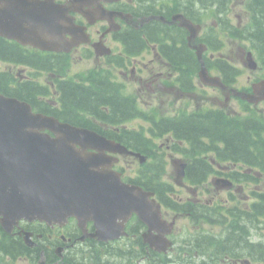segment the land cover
<instances>
[{
	"label": "water",
	"instance_id": "obj_1",
	"mask_svg": "<svg viewBox=\"0 0 264 264\" xmlns=\"http://www.w3.org/2000/svg\"><path fill=\"white\" fill-rule=\"evenodd\" d=\"M82 2L72 0L68 6L47 10L38 9L44 5L34 1L0 0V5L6 4L0 7V36L42 50L68 51L80 42L78 34L82 33L69 12L83 9ZM67 34L71 42L66 40ZM201 76L206 84L231 91L219 81ZM254 89L257 96L242 97L264 100V83ZM45 129L57 137L40 133ZM83 132L34 115L29 105L0 95V222L5 230L10 232L23 218L59 222L76 216L82 226L80 216L96 213L100 204L112 205L122 214L129 211L135 188L106 170L111 162L104 152L112 151L113 144ZM89 149L100 154L90 155Z\"/></svg>",
	"mask_w": 264,
	"mask_h": 264
},
{
	"label": "flooded vegetation",
	"instance_id": "obj_2",
	"mask_svg": "<svg viewBox=\"0 0 264 264\" xmlns=\"http://www.w3.org/2000/svg\"><path fill=\"white\" fill-rule=\"evenodd\" d=\"M120 1L126 3L129 0H119V2ZM195 2L197 3L198 1L195 0ZM114 4L115 3H104V7L105 9L110 10ZM77 20L81 24H86L84 18L82 17L78 16ZM106 29L107 26L105 23L98 22L94 26L89 27V32L97 39L96 41L101 40L114 50L111 57H114L112 60L104 58L102 61L98 60V63L100 65L109 64L111 67H115L117 72H111V74L112 76L118 77L116 81L124 87L123 91L125 94L128 95L130 93L129 89H132L131 92L135 91L132 84L126 83V80H129L133 84L138 85L139 91L137 96L140 103L153 104L154 102H160L161 104H165L170 103L172 101V97H175V99H179L180 97L182 98L179 83L175 82L177 79L175 74L172 73V70L167 66L168 62L165 58H163L161 53L156 50V48H150L148 49L149 51L137 57L127 56L123 51H120L122 45L118 43L117 35L114 33L106 34ZM2 49L3 48L0 50ZM78 50H81L86 54V52H88V47H81ZM3 56L5 58L10 57L6 55ZM86 56L88 58L87 54ZM1 76H3L4 80V75ZM12 76L11 72L10 77ZM163 82L169 87L165 86ZM141 85H146L149 88L147 89V92H143L144 89L141 88ZM115 96L117 95L115 94ZM139 165L140 162L133 157H120V164L117 165V167L120 166L124 173L130 171L133 176L136 172V166ZM174 165L178 171L182 170L180 162L178 163L177 161H174ZM221 173L223 174V177L230 178L237 182L232 190L227 191L224 200L221 198L220 191L214 187H211L208 191L209 198L207 196L205 198L204 195L199 198L198 193L191 191L192 195L196 197L194 206L206 211L207 233L209 236L208 251L210 253V257L205 259L201 253L198 252V245H196L194 249L195 262L196 264H264V226L260 228L253 226L254 221H258V218L254 217V215L251 216L254 219L251 218L250 220V217H246V221L244 218L242 219V170H239L232 175L224 172H220V174ZM216 178V176H213V181H215ZM130 183L149 190L147 187V184H149L148 180H137L131 178ZM175 184L180 186L184 184V180L175 179ZM174 190L176 191L175 187ZM189 200L190 196L181 195V202L184 205ZM203 203L206 204L205 207H203ZM162 205L165 218H175L179 222L190 221L187 213H185L182 209L183 205L180 203L176 204L177 207L181 209L180 212L167 209L166 203L162 202ZM218 215L226 219L229 227L216 220L215 216ZM245 222L246 224H253L252 226L247 225L252 234L249 236V246H247L246 249V245L243 242L244 238H242V224L244 225ZM88 228L90 233L95 231L91 224ZM202 229V227H190V225L186 223L184 226L177 228V232L183 234L186 231H191L194 235ZM31 230L34 233V245H38V247H35L32 250V255L36 258L41 254L43 255L44 251H48L49 254L53 256L54 241L63 230L59 228L41 227L39 224L32 225ZM137 230L141 233L146 231V229L141 226L137 227ZM76 232L79 233L77 229ZM82 245V248L89 247L91 250L97 248L96 243L91 239H86ZM62 246L66 247L63 242ZM135 246L138 248L139 252L146 253L147 248H145L139 240H137ZM174 253L175 250H171L168 254ZM22 260L29 262V259L27 258H23ZM246 261H248V263ZM36 264H38V261Z\"/></svg>",
	"mask_w": 264,
	"mask_h": 264
},
{
	"label": "trees",
	"instance_id": "obj_3",
	"mask_svg": "<svg viewBox=\"0 0 264 264\" xmlns=\"http://www.w3.org/2000/svg\"><path fill=\"white\" fill-rule=\"evenodd\" d=\"M253 6L256 10V14L254 15L256 30L253 33L251 41L259 60L264 63V0H254ZM136 41L138 42L137 38H132L130 43L135 44ZM13 53H16L13 48L7 51L3 49L0 50L2 56L6 55L11 57L14 56ZM1 83L3 84V76L0 75V84ZM112 93V90L104 84L99 86V91L97 92L91 88L72 86L71 84L70 86L66 85V87L63 88L64 107L74 116L77 110L85 109L96 111L100 106H109L117 116L129 113L132 106L123 99L113 96ZM23 94L25 98L31 99L34 92L27 86ZM209 118L210 117H208L205 122H191L190 124H185L179 128L178 133L194 140H198L201 136L219 138L226 144L228 151L235 157H242V160L257 163L264 169L263 121H259L258 124L247 121L246 125L240 130L237 123L223 121L218 113L211 116L210 120ZM260 122L263 128L256 129ZM253 129H255V131L252 132ZM253 135H256L257 138ZM202 172H206V164L199 160L196 162L193 173L196 177H199ZM18 245L20 244H17V246ZM18 248H20V246Z\"/></svg>",
	"mask_w": 264,
	"mask_h": 264
},
{
	"label": "rangeland",
	"instance_id": "obj_4",
	"mask_svg": "<svg viewBox=\"0 0 264 264\" xmlns=\"http://www.w3.org/2000/svg\"><path fill=\"white\" fill-rule=\"evenodd\" d=\"M90 65L93 66L94 63L91 62ZM240 66H241V68H242L243 71H246L247 74H248L249 76H252V80H255V79H257V78H260V77H262V76L264 75L263 73H258V71H256V72H252V71H250L248 68H246V66L244 67L243 62H242V65H240ZM245 80H246V77L244 78V81H245ZM209 92H212V90H209ZM209 94H210V93H209ZM200 98H201V96L199 95V98H198L199 101H203V100L200 99ZM183 101L185 102V104H190V103H192V100H189V98H188V99H185V98H184ZM210 102H213V101L210 100ZM155 104H156V103H155ZM156 105H158V104H156ZM178 105H181V104H180V101L178 102ZM213 106L217 108V107H220V104H219L218 101H214ZM230 106H231V108H237V103H235V102H231V103H230ZM167 172H168V174H167L166 177L172 178V177L174 176V172H175V171L173 170V166H169ZM6 262L9 263V264H12V263L10 262V260H6Z\"/></svg>",
	"mask_w": 264,
	"mask_h": 264
},
{
	"label": "bare ground",
	"instance_id": "obj_5",
	"mask_svg": "<svg viewBox=\"0 0 264 264\" xmlns=\"http://www.w3.org/2000/svg\"><path fill=\"white\" fill-rule=\"evenodd\" d=\"M264 250V249H263ZM261 251V250H260Z\"/></svg>",
	"mask_w": 264,
	"mask_h": 264
}]
</instances>
